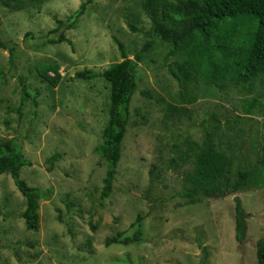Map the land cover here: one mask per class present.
Wrapping results in <instances>:
<instances>
[{
	"label": "rangeland",
	"instance_id": "374dc122",
	"mask_svg": "<svg viewBox=\"0 0 264 264\" xmlns=\"http://www.w3.org/2000/svg\"><path fill=\"white\" fill-rule=\"evenodd\" d=\"M23 1L22 8L15 7L16 0L10 7L0 3V38L8 47L17 45L13 63L9 48L0 47L6 72L0 78V139H16L32 161L21 170L29 185L53 191L40 200L39 229L29 230L22 217L25 196L9 173L0 175V264H198L203 247L209 252L206 264H257V243L264 236V105L257 115L246 114L236 88L206 84L202 78L186 90L185 99L195 101L183 100L168 69L177 58L167 56L168 45L156 40L139 62L122 157L112 193L102 200L107 160L94 148L102 142L108 119L110 85L101 77H73L121 61L116 37L134 58L150 39L152 22L141 0H95L65 31L72 44H47L37 51L32 45L84 0ZM27 32L33 38L26 39ZM45 62L60 64L56 87L37 72ZM21 76L39 91L37 104H22ZM256 96L264 100V76L244 97ZM170 103L184 111L168 112ZM208 135L227 159L247 157V185L191 202L179 193L191 185L186 175ZM52 155L58 159L48 171ZM236 197L248 220L241 243L235 238ZM139 214L142 242L106 245V238L118 232L132 235Z\"/></svg>",
	"mask_w": 264,
	"mask_h": 264
},
{
	"label": "trees",
	"instance_id": "16d2710c",
	"mask_svg": "<svg viewBox=\"0 0 264 264\" xmlns=\"http://www.w3.org/2000/svg\"><path fill=\"white\" fill-rule=\"evenodd\" d=\"M10 1L13 0H0V3L9 6ZM94 1L84 0L67 19H57V26L50 29L42 42L35 43L32 47L38 51L47 44L61 42L72 44L65 31L76 26L79 18ZM141 1L152 25L147 31L150 39L134 58L128 57L123 43L116 37L115 41L123 55L121 61L113 63L102 71L80 70L73 77L80 80L101 77L110 85L108 119L102 130V142L94 148L96 153L107 160V170L101 190L102 200L112 193L117 167L122 157V144L131 118V101L138 89L139 62L143 54L155 45L156 40H162L168 45L167 56L177 58L168 65V69L182 88L180 94L183 100L195 101L194 97L185 99L186 90L190 83L202 78L206 84L224 88L232 85L236 88L243 97L242 107L246 114L255 116L260 110L259 106L264 105L262 97H244L252 92L254 81L264 76V0ZM25 6V1L16 0L15 7ZM132 20V30H138L135 25L137 15H134ZM25 37L33 38L31 32H27ZM0 47L9 48L10 62L13 63L17 45L8 47L0 38ZM37 72L44 81L54 87L58 86L62 79L60 64L57 62L42 63L37 66ZM5 73L0 66V78L6 76ZM20 82L23 93L22 104H37L39 91L31 89L25 76L20 77ZM166 109L173 114L184 111L182 106L175 103L168 104ZM57 159L56 155L48 159V171L53 169ZM239 163H243V167H240ZM31 164L32 161L25 156L16 139H0V175L9 173L12 176L17 188L26 198V208L22 213L26 228L38 230L40 200L49 199L53 189L31 186L21 177L22 168ZM186 176L191 185L179 193L181 197H188L194 202L201 197L225 196L247 185L249 176L247 157L243 156L240 162L227 159L223 153L215 149L214 141L211 135H208L207 145L199 149L194 169ZM142 220L143 217L139 214L132 223L135 227L132 235L118 232L106 238V245L142 242ZM247 226L246 211L240 199L236 197L235 238L239 243L245 240ZM203 250L204 255L198 264L207 263L209 252L207 247H203ZM257 264H264V236L257 243Z\"/></svg>",
	"mask_w": 264,
	"mask_h": 264
}]
</instances>
